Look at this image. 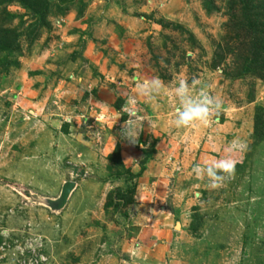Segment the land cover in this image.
<instances>
[{
    "label": "rangeland",
    "instance_id": "374dc122",
    "mask_svg": "<svg viewBox=\"0 0 264 264\" xmlns=\"http://www.w3.org/2000/svg\"><path fill=\"white\" fill-rule=\"evenodd\" d=\"M243 16L239 0H0V264H264V62H246ZM145 78L159 94H138ZM181 79L222 101L209 125H173ZM222 158L221 186L195 176ZM71 178L59 213L34 201Z\"/></svg>",
    "mask_w": 264,
    "mask_h": 264
},
{
    "label": "clouds",
    "instance_id": "9594fccd",
    "mask_svg": "<svg viewBox=\"0 0 264 264\" xmlns=\"http://www.w3.org/2000/svg\"><path fill=\"white\" fill-rule=\"evenodd\" d=\"M195 84V79L191 84L187 80L181 79L174 89V95L179 102L172 121L176 128L187 127L197 121L207 126L220 111L222 101L208 91L202 89L198 95H193ZM162 87L163 82L159 78H145L137 81L138 94L146 98L159 94ZM134 100V97L129 96L126 104L131 105ZM143 127L144 121L138 111L130 109L128 119L121 126V135L129 143H137ZM235 164V160L222 158L218 161L196 165L193 168V172L198 179H203L207 176L210 181V187L217 188L221 186L225 179V174L229 176L234 174ZM134 254L130 253V255ZM124 264H128V262L125 261Z\"/></svg>",
    "mask_w": 264,
    "mask_h": 264
},
{
    "label": "trees",
    "instance_id": "16d2710c",
    "mask_svg": "<svg viewBox=\"0 0 264 264\" xmlns=\"http://www.w3.org/2000/svg\"><path fill=\"white\" fill-rule=\"evenodd\" d=\"M243 11L244 21L240 28L249 30L254 34L251 40L252 50L246 62L248 65L264 62V0H239ZM254 12L253 14H251ZM257 13V14H256ZM262 17L258 18L257 16ZM172 209V208H170Z\"/></svg>",
    "mask_w": 264,
    "mask_h": 264
},
{
    "label": "water",
    "instance_id": "95a60500",
    "mask_svg": "<svg viewBox=\"0 0 264 264\" xmlns=\"http://www.w3.org/2000/svg\"><path fill=\"white\" fill-rule=\"evenodd\" d=\"M76 187L77 183L71 178L70 180L68 179V181H65L62 184L60 192L57 196L50 197L39 195L34 196L33 199L37 204L47 208L49 211L59 213L66 207V204L68 203Z\"/></svg>",
    "mask_w": 264,
    "mask_h": 264
}]
</instances>
